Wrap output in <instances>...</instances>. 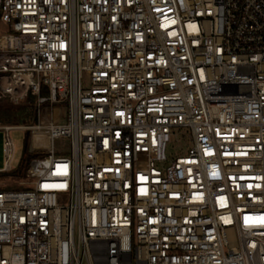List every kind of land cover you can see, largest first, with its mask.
I'll return each mask as SVG.
<instances>
[{"label": "built area", "instance_id": "obj_1", "mask_svg": "<svg viewBox=\"0 0 264 264\" xmlns=\"http://www.w3.org/2000/svg\"><path fill=\"white\" fill-rule=\"evenodd\" d=\"M29 95L0 264H264V0H0V98Z\"/></svg>", "mask_w": 264, "mask_h": 264}, {"label": "rangeland", "instance_id": "obj_2", "mask_svg": "<svg viewBox=\"0 0 264 264\" xmlns=\"http://www.w3.org/2000/svg\"><path fill=\"white\" fill-rule=\"evenodd\" d=\"M28 98V97H27ZM26 99L19 102L12 101L8 97L0 98V127L3 126H31L38 123L39 119L44 120L45 115H41L40 118L35 108V99L32 102H28ZM55 119L60 122L65 121V110L58 111L55 109ZM60 113V115H58ZM51 120L50 115L47 117ZM27 131L23 129H12L9 132V136L14 144V157L11 162V167L14 171L3 172L0 170V190H22L25 187L20 186L19 183L23 181V175L18 176L13 173L17 172L24 160L25 148H26V136ZM186 130L183 128L174 129L172 131L171 143L169 144L167 154L171 157H176L187 152V141L184 139ZM5 132L0 129V169L5 165V156L3 152ZM49 145L48 139L45 134H33L29 137L28 149L33 148L36 153L32 156H42L41 152L43 146ZM56 153L67 155L70 151V142L67 138H58L54 142Z\"/></svg>", "mask_w": 264, "mask_h": 264}, {"label": "trees", "instance_id": "obj_3", "mask_svg": "<svg viewBox=\"0 0 264 264\" xmlns=\"http://www.w3.org/2000/svg\"><path fill=\"white\" fill-rule=\"evenodd\" d=\"M43 94L45 95L46 91H43ZM33 100H34V97L29 95L28 98H27V101L28 102H32ZM29 137H30V133L28 132L27 136H26V148H25L24 160L22 162V165H21L20 169L17 172L13 173V174L18 175V176H22L23 175L24 170L26 169V167L29 164V161L32 159V156L34 155V154H29L28 153L29 149H28L27 145H28V142H29Z\"/></svg>", "mask_w": 264, "mask_h": 264}, {"label": "crops", "instance_id": "obj_4", "mask_svg": "<svg viewBox=\"0 0 264 264\" xmlns=\"http://www.w3.org/2000/svg\"><path fill=\"white\" fill-rule=\"evenodd\" d=\"M36 134H39V133H36ZM46 137H47V136H46ZM46 148H47V146H43V149H46ZM43 149H42V150H43Z\"/></svg>", "mask_w": 264, "mask_h": 264}]
</instances>
